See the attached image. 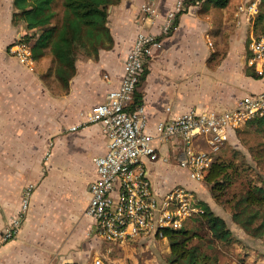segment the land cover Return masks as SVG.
I'll return each mask as SVG.
<instances>
[{
    "label": "crops",
    "instance_id": "crops-1",
    "mask_svg": "<svg viewBox=\"0 0 264 264\" xmlns=\"http://www.w3.org/2000/svg\"><path fill=\"white\" fill-rule=\"evenodd\" d=\"M176 1L120 0L111 6L107 25L112 48L100 50L97 60L77 58L64 92L54 77L53 89L39 78L51 67L48 55L28 67L8 52L24 29L12 25V0H0V264H91L96 259L125 264L130 259V252H122L126 246L98 238L93 219L85 214L89 185L96 179L94 158L108 145L102 128L87 117L119 85L140 27L157 32ZM255 1L189 5L180 15L172 33L161 39V50L150 59L137 90L149 132L193 110L233 109L245 96L264 91V76L246 74L247 69L255 73L247 65V45L254 36L251 18L238 11ZM146 2L159 8L153 26L138 24ZM196 143L206 149L201 140ZM172 146L179 147L160 145V153ZM143 161L158 197L174 187L189 191L199 183L175 165ZM27 186L32 187L27 214L16 238L2 243V232L18 214ZM202 200L209 206L214 201Z\"/></svg>",
    "mask_w": 264,
    "mask_h": 264
},
{
    "label": "built area",
    "instance_id": "built-area-1",
    "mask_svg": "<svg viewBox=\"0 0 264 264\" xmlns=\"http://www.w3.org/2000/svg\"><path fill=\"white\" fill-rule=\"evenodd\" d=\"M208 0H197L196 5ZM185 0H177L173 10L164 17L157 32L140 27L134 43L124 60L123 77L119 85L109 91L103 103L94 106L87 122L99 125L107 140V151L94 158L96 179L89 185V201L85 214L94 221L95 235L106 243L129 246L142 238L164 239V229H179L194 216L201 214L198 199L183 188L174 187L158 197L153 191L144 159L175 165L196 182H203L216 156L230 140L231 134L249 121L264 117V91L242 98L230 110L190 111L160 122L155 133L148 130L144 108L130 110L134 93L143 73L156 52H160L162 38L170 35L180 15L185 11ZM259 1L239 7L251 21L257 13ZM142 26H153L159 8L150 2L140 8ZM11 43L8 52L23 66L33 62L31 44ZM247 65L258 76H264V36L251 38L247 45ZM201 140L206 149L197 145ZM178 144L160 153V145ZM32 187L23 193L18 214L4 229L1 242L14 240L28 211ZM91 264H107L96 259Z\"/></svg>",
    "mask_w": 264,
    "mask_h": 264
},
{
    "label": "trees",
    "instance_id": "trees-1",
    "mask_svg": "<svg viewBox=\"0 0 264 264\" xmlns=\"http://www.w3.org/2000/svg\"><path fill=\"white\" fill-rule=\"evenodd\" d=\"M119 2L120 0H12V25H22L24 29L19 42L31 44L34 62L49 54L52 66L40 77L42 81L45 80L46 85L49 83L45 78L54 77L66 92L69 81L75 75L76 56L80 51L88 58L97 60L100 50L112 48L113 39L107 25L108 10ZM226 2L227 0H208L203 4L223 6ZM196 3L197 0H185V10ZM58 4L62 9L60 19L55 11ZM251 23L253 36L257 39L263 37L264 0H259L257 13ZM147 65L148 63L144 65L134 93V107L141 105V95L137 90L148 73ZM246 74L253 78L258 77L249 69ZM246 125L262 130L264 117L253 119ZM234 154L243 159L240 153ZM229 168L232 172H225L220 179L213 180L210 186L211 196L216 203L223 200L233 185V176L237 178L241 170L247 167L229 162ZM198 205L202 213L191 218L189 226L184 223L179 229L163 230V236L170 248L167 264H220V252L238 242L227 223L206 203L198 201ZM251 208L254 211L251 212ZM232 210V221L246 234L261 238L264 242V180L249 182L232 199Z\"/></svg>",
    "mask_w": 264,
    "mask_h": 264
},
{
    "label": "rangeland",
    "instance_id": "rangeland-1",
    "mask_svg": "<svg viewBox=\"0 0 264 264\" xmlns=\"http://www.w3.org/2000/svg\"><path fill=\"white\" fill-rule=\"evenodd\" d=\"M55 11L60 19L62 17V9L59 4L55 6ZM77 58L86 59L88 57L80 51L76 56ZM42 74H45V72H42ZM45 79L49 83V88L53 89L52 83H55L54 79ZM237 152L242 155L243 159L234 154ZM229 162L247 168H243L237 178L233 176V185L228 189L223 200L220 203H216L211 196L210 186L213 180L220 179L225 172H232V169L229 168ZM205 178L203 182L195 183L189 192L201 202H203V197L210 198L213 201L210 203L211 206L205 203L227 223L229 229L238 240L237 243L220 252V264H264V242L262 239L251 237L232 221V199L239 195L249 182L264 180V128L259 130L245 125L241 129L236 130L216 156ZM252 211H254V208H251ZM191 221H186L185 226H189ZM143 240L144 238L139 239L136 243L126 246L125 250H122L124 253L130 252V259L125 261V264H167L169 257L167 254L169 249L168 242L165 243L158 239Z\"/></svg>",
    "mask_w": 264,
    "mask_h": 264
}]
</instances>
